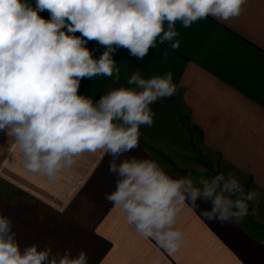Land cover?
Returning a JSON list of instances; mask_svg holds the SVG:
<instances>
[{
	"label": "clouds",
	"instance_id": "1",
	"mask_svg": "<svg viewBox=\"0 0 264 264\" xmlns=\"http://www.w3.org/2000/svg\"><path fill=\"white\" fill-rule=\"evenodd\" d=\"M246 3L35 0L33 7L28 0H0V132L19 146L27 171L50 181L83 153L111 155L109 171L117 179L106 201L142 238L174 255L187 243L175 227L185 208L198 209L202 201L211 205L200 212L205 220L238 221L259 193L245 192L232 172L207 177V170L196 166L199 175L174 178L153 159L132 156L117 163L139 147L141 126H152L151 105L176 92L171 72L143 78L136 70L127 81L134 87L113 88L95 102L78 90L84 78L113 77L115 71L118 79L113 54L119 48L140 60L157 44L168 42L175 50L177 21L185 28L209 16L227 22L241 15ZM45 10L47 20L38 14ZM93 40L105 48L98 59L86 47ZM0 264H88V256L84 250L75 257L69 251L55 255L36 244L21 250L11 220L0 215Z\"/></svg>",
	"mask_w": 264,
	"mask_h": 264
},
{
	"label": "crops",
	"instance_id": "2",
	"mask_svg": "<svg viewBox=\"0 0 264 264\" xmlns=\"http://www.w3.org/2000/svg\"><path fill=\"white\" fill-rule=\"evenodd\" d=\"M28 3L35 7V0ZM242 7L227 22L209 16L185 28L177 21L175 50L168 42L157 44L140 60L119 48L113 54L118 79L114 71L113 77L81 80L78 94L95 102L113 88L134 87L127 81L136 70L143 78L173 75L176 92L151 105L152 126H141L139 147L117 163L132 156L153 159L172 177H183L160 158L192 150L193 129L227 173L264 199V0H247ZM38 14L50 18L46 10ZM86 47L97 59L105 50L94 40ZM112 159L103 151L83 153L50 181L27 171L19 146L0 132V215L11 220L20 249L36 244L72 257L84 250L88 264H264V219L255 211L251 220L221 224L200 215L209 203L185 208L175 227L187 243L174 255L142 238L105 199L116 187Z\"/></svg>",
	"mask_w": 264,
	"mask_h": 264
},
{
	"label": "rangeland",
	"instance_id": "3",
	"mask_svg": "<svg viewBox=\"0 0 264 264\" xmlns=\"http://www.w3.org/2000/svg\"><path fill=\"white\" fill-rule=\"evenodd\" d=\"M193 132L195 136V145L192 146V150L190 149L184 154V156H163V158H160L163 164L168 169L178 171V173L183 176H187L189 172H191L193 175H199V173L196 172V166H202L204 169H206L207 171L205 172V175L207 177H212L220 172H223L225 175H227V172L225 171V168L220 160L210 155V152L202 146L197 132ZM180 169L181 171H179ZM240 183L242 184L241 181ZM243 189L245 192H248L247 188L243 187ZM233 199H235V197H233ZM253 209H255L254 213L258 215L259 218L264 219V199L261 196L258 197L257 200L249 202V214L245 216L247 219H253ZM261 225L264 226V222Z\"/></svg>",
	"mask_w": 264,
	"mask_h": 264
},
{
	"label": "trees",
	"instance_id": "4",
	"mask_svg": "<svg viewBox=\"0 0 264 264\" xmlns=\"http://www.w3.org/2000/svg\"><path fill=\"white\" fill-rule=\"evenodd\" d=\"M192 132H193V129L190 130V143L192 146H194L195 145V142H194L195 136H194V132L193 133ZM179 171H181V169Z\"/></svg>",
	"mask_w": 264,
	"mask_h": 264
},
{
	"label": "water",
	"instance_id": "5",
	"mask_svg": "<svg viewBox=\"0 0 264 264\" xmlns=\"http://www.w3.org/2000/svg\"><path fill=\"white\" fill-rule=\"evenodd\" d=\"M234 195V194H233Z\"/></svg>",
	"mask_w": 264,
	"mask_h": 264
}]
</instances>
